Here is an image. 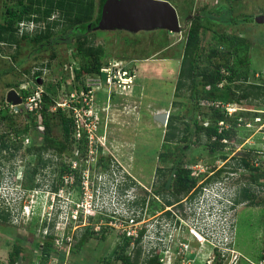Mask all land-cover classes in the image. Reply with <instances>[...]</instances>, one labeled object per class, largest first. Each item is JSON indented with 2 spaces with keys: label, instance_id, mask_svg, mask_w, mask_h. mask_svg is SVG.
I'll return each instance as SVG.
<instances>
[{
  "label": "rangeland",
  "instance_id": "1",
  "mask_svg": "<svg viewBox=\"0 0 264 264\" xmlns=\"http://www.w3.org/2000/svg\"><path fill=\"white\" fill-rule=\"evenodd\" d=\"M165 1L177 12L181 27L179 33L161 29L133 33L118 28L95 29L87 33L86 46L101 49V66L122 61L135 74L134 84L125 90L113 86L108 88L103 83V88H96L95 94L90 96L87 106L82 102V80L75 74L82 60L76 52L75 39L69 35L70 30L57 27L54 30L55 41L42 46L21 37L22 33L33 36L42 24L30 26L28 32L19 27L18 45L0 44V135H5V141L10 145L9 151L0 153V215L7 214L6 221L0 218V264H8V256L17 238L22 239L18 245L24 250L25 257L19 258L15 264H29L38 257L42 258L37 247L42 248L48 237L44 239L45 225L42 224L40 208L45 213L49 212L53 202L48 196H53L52 193L58 190L64 199L63 210L65 204L74 206L73 203L79 208L96 209L105 214L130 215L133 210H142L145 222H149L152 217L148 219L146 215L163 213V199L172 198L168 192H155L163 182L162 176L155 173L156 169L169 167L176 160L191 170L197 183H206L205 179L213 177L205 188L217 185V188L224 187L236 196L247 188L255 196L237 211L235 247L243 257L239 264H247L245 260L257 263L264 251V180L251 183L250 171L243 169L240 161L247 159L264 172V115L260 116V123L251 120L253 112L257 116L264 113V108L242 102L238 108L252 112L251 116L248 115L251 127L246 128L244 124L236 126L231 138L223 141L225 147L211 150L204 135L197 139L193 133L194 120L203 125L211 124L213 111L210 104L199 101L198 108L194 110L188 92L176 97L174 89L188 23L195 16L201 18L205 27L201 32L203 53H208L211 48L226 50L224 46H218L222 35L243 38L249 46L248 82L264 85V0ZM94 2L96 12L99 0ZM7 8L18 12L21 7L17 0H0V26L6 20ZM258 17L263 21L259 19L258 22ZM238 62L236 58L231 59V65L237 71ZM89 84L94 85L95 82L90 81ZM10 90H14L21 100L17 108L6 101ZM43 98H48V101ZM38 99L41 102L35 109ZM43 107L48 110L47 118L61 109L66 116L76 120L72 157L63 155L61 159L62 163H70L74 169L72 175L60 177L61 161L53 150L43 153L45 166L37 164L36 149L42 141L43 117L40 112ZM84 110L86 115H82ZM77 112L81 118L75 117ZM157 113L176 117L178 134L185 136L186 140L168 143L163 149L166 129L153 119ZM186 124L190 126L188 132L184 131ZM77 132L79 140L75 139ZM83 137L88 142V149L82 154L77 146ZM51 138L57 142L64 141L57 119L51 121ZM16 146H20L17 151L14 149ZM161 153L167 162H163L164 157H159ZM224 167L225 171L216 175L217 170ZM186 198L190 199L184 196L181 201ZM67 199L70 202H66ZM173 206L170 207L172 211H179V203ZM202 217L204 219L205 214ZM160 220H165V217ZM79 221V224L85 222L83 216ZM108 221L109 218L102 213L89 218L85 222L89 225L76 229L72 243L53 251L44 259V264H117L113 260L117 254L116 247L123 238L112 227L90 230L85 244L81 248L76 247L87 229ZM183 230L179 227L173 230V238L180 241V237H187ZM101 235L105 240L99 238ZM189 241L194 242L190 244L191 248L197 247L193 239ZM175 246V243L171 244L170 249ZM200 251V256L206 257L211 250L204 246ZM128 253H132L131 247ZM61 254L63 263L58 258ZM197 259L202 260L199 256Z\"/></svg>",
  "mask_w": 264,
  "mask_h": 264
},
{
  "label": "trees",
  "instance_id": "2",
  "mask_svg": "<svg viewBox=\"0 0 264 264\" xmlns=\"http://www.w3.org/2000/svg\"><path fill=\"white\" fill-rule=\"evenodd\" d=\"M106 1L99 0L95 12L94 0H17L18 5L21 7L18 12L11 8H7L6 10V20L0 26V44H7L9 46L18 45L20 40L18 31L19 24L21 23H32L39 26L42 24L40 30L35 32L31 37H28L26 33L21 34L23 39H29V41L42 46L48 45L51 43V40L55 41L54 30L59 26L64 27L63 30H70V37L75 39L76 52L82 60L80 67L75 71L76 78L82 80L85 76L98 74L103 67L100 63L102 58L101 49L86 46L88 43L87 33L95 29L97 30ZM188 25L174 96L180 97L184 92H188V96L194 104V110L198 108L199 101L203 100L210 104V108L213 111L210 115L211 124L203 125L194 120L193 133L197 139L201 135H204L209 141L211 150L222 149L225 147L223 141L231 138L233 129L236 126L246 124L249 121L248 115L251 116L252 112H250L251 110L240 111L233 117H229L222 113L220 109L214 107V105L216 102H220L223 105H241L242 102H245L249 105L254 104L264 108V85L248 82L250 59L247 54L249 46L243 38L222 35V37H219L218 46H224L226 50L211 48L208 53L204 54L201 49V32L205 27L201 22V18L195 16L189 21ZM233 58L239 61L238 71L234 70L231 65V59ZM126 69L131 70L130 67H126ZM82 83L84 84L83 80ZM220 84L223 85L219 86ZM43 100L47 102L48 98H43ZM47 111L46 107H43L40 112L43 117L42 141L36 150L38 157L37 164L41 166L46 165V161L43 160L42 155L49 150H53L54 155L60 161L63 155L72 157L71 153L73 152V144L75 142L73 138L76 131L74 118L66 116L61 109H58L51 114L50 118H47ZM256 114V112H253L251 120L257 116H263L260 113L257 116ZM55 119L60 122L63 142H57L51 138V121ZM176 119L172 115L168 117L165 126L166 131L163 136V149L168 143L175 144L186 140L185 136L180 137L178 134ZM220 122H222V126L219 125ZM189 128L190 126L186 124L184 131L188 132ZM24 131H27V128ZM19 147H14L15 151ZM87 149L88 142L83 137L77 146V150L83 154ZM9 150L10 145L5 141V135H0V153ZM9 155L12 156L13 154L9 152ZM159 157H164L163 162H167L168 160L162 153L159 154ZM240 163L243 169L250 171L251 183L264 180V172H261L258 166H254L247 159H242ZM225 168L217 170L216 175L224 172ZM155 173H159L163 179V182L160 183L155 192L157 194L168 192L169 196L172 197L163 199L162 208L179 203L184 196H188L189 200H193L201 192L200 187L203 185V188H205L207 183H210L214 179L213 177L207 178L205 179L206 183L203 181V184L197 186V178L192 175L189 168L182 166L179 160L171 163L169 167L157 168ZM169 173H172L171 177H169ZM72 174H74V169L71 168L70 163L66 164L61 161L59 169L60 177ZM254 198L255 196L247 188H244L241 194L237 196L236 203L251 202ZM172 200H177V202L173 203ZM142 202L144 203V201ZM169 214L167 212V215ZM0 218L6 221L7 214L3 213L0 215ZM42 224L43 226L45 225L44 222ZM90 230L91 227L81 237L76 246L77 248H81L85 244L90 236ZM99 238L105 240L103 235ZM21 240L17 238V242L13 245V249L8 256V264H15L19 258L25 257L24 250L18 245V243H21ZM52 245V236H49L48 242H44L42 248L39 245L38 247L36 246L41 251L43 264L44 259L52 255L53 251L55 252ZM129 245L130 240L123 238L122 243L116 247L117 254L113 261H116L117 264H139L140 251L135 250V257L131 260L127 254ZM58 258L63 263V254L58 255ZM158 260V256H153L143 261L142 264H159ZM107 262L110 263L111 259Z\"/></svg>",
  "mask_w": 264,
  "mask_h": 264
},
{
  "label": "built area",
  "instance_id": "3",
  "mask_svg": "<svg viewBox=\"0 0 264 264\" xmlns=\"http://www.w3.org/2000/svg\"><path fill=\"white\" fill-rule=\"evenodd\" d=\"M126 67L122 61H113L102 67L98 74H92L82 78L84 82V88L81 91L83 105L87 106L89 104L90 96L95 94L96 88H103V83L108 88L113 86L118 90L130 88L134 84L135 74L132 70H127ZM90 81H94L95 84L90 85ZM219 86H222V84ZM35 105V109H37L39 107L38 103L36 102ZM215 106L229 117H233L240 111H249L243 107L238 108V106H241L239 104L223 105L220 102H216ZM260 114L264 115L263 112ZM77 115L75 117L81 118L79 113ZM82 115H86L85 110L82 112ZM254 119L258 123L261 122L260 116ZM219 125L222 126V122ZM244 126L246 128L251 127L249 121ZM75 138L77 140L80 139L78 132ZM216 186H213V188H203L193 200L186 198L188 201H180L179 204L182 206L179 211H172L170 208L174 207L172 205L164 207V214L161 213L157 216L146 215L148 219L152 217L147 223L145 222V213L142 210L138 212H136L137 210H133L130 212V215H119L114 212L105 214L103 211H97L96 209L86 210L81 207L79 208V205L75 203H73L74 206L65 204V209L63 210L62 203L64 199L61 196V190H58L57 193L51 196V199L54 203L55 197L59 196L62 198L60 202L62 211L60 216L61 221L57 223L55 230L52 232L45 228L44 239L52 236V241L54 242L53 248L56 247L54 250L62 249L65 244L70 245L72 243L73 234L77 228L88 224L85 222L89 221V218L95 217L98 213H102L104 217L109 218L108 223L104 222L102 224L100 222L99 226L94 228L92 226L91 230L100 231L102 227H112L120 233L119 235L122 238L130 240L129 247H131L132 253L127 254L131 260L135 257V250L140 251L139 264H142L143 261L153 256H158L159 264H239L243 257L235 247V226L237 211L245 203H235L232 196L221 197L216 190ZM222 190L225 191L224 187H222ZM84 195H86L85 192ZM66 202H70V200L67 199ZM197 204L199 208H197ZM54 205L52 204L49 207V212H47L49 219L52 215L50 211L54 208ZM167 212L170 214L167 215ZM204 214L205 217L203 219L202 215ZM82 216L85 222L79 224V217ZM161 217H165V220H160ZM189 223L191 226H189ZM59 227H61V230L58 229ZM177 227L180 230L183 228V232H187V237H180V241L172 236L173 230ZM191 239L196 242L197 247L191 248L190 244L194 243L189 241ZM173 243L176 246L171 250L170 246ZM204 246H207L209 251L211 250L206 257L205 255L200 256L202 254L200 248H204ZM191 250H195V252H191ZM198 256L202 260L197 259ZM39 258L41 257H38L29 264H43V261ZM245 261L247 264H264V251L261 253L257 263L250 260Z\"/></svg>",
  "mask_w": 264,
  "mask_h": 264
},
{
  "label": "water",
  "instance_id": "4",
  "mask_svg": "<svg viewBox=\"0 0 264 264\" xmlns=\"http://www.w3.org/2000/svg\"><path fill=\"white\" fill-rule=\"evenodd\" d=\"M263 21L262 17H258ZM123 29L128 32L161 29L170 33L181 32L176 10L165 0H107L103 6L97 29ZM6 101L17 108L21 100L14 90L7 93ZM167 113H157L153 119L166 126Z\"/></svg>",
  "mask_w": 264,
  "mask_h": 264
},
{
  "label": "clouds",
  "instance_id": "5",
  "mask_svg": "<svg viewBox=\"0 0 264 264\" xmlns=\"http://www.w3.org/2000/svg\"><path fill=\"white\" fill-rule=\"evenodd\" d=\"M30 26L34 27V25L32 23H27V24L21 23V25L19 24L20 30L25 29L26 32H28L27 29H29ZM127 67H129V66H127ZM39 102H41L40 99L37 100V103H39ZM216 190H217V192L219 193V195L221 197H224V196L231 197L232 196V198H234V201L236 203V198H237L238 195L236 196V195H234V193L232 194L231 192H228L227 189H225V191H223L222 187H219ZM238 191H237V193H238ZM54 193H57V192H54ZM54 193H52V194H54ZM48 197H49V199H51V195H49ZM61 201H62L61 197H59V196L55 197L54 203H53V205L54 204L55 205H54V208H52V210H51L52 211L51 212L52 215H51L50 219L48 218L47 213H45L43 211V208H40V214H42V217H43L42 223L44 222L45 223V228L49 229L51 232L55 230V227H56L57 223L61 221L60 220V216L62 214V211H61V208H60V202ZM241 203H245V202H241ZM237 204H240V203H237ZM58 229L61 230V227H59Z\"/></svg>",
  "mask_w": 264,
  "mask_h": 264
},
{
  "label": "flooded vegetation",
  "instance_id": "6",
  "mask_svg": "<svg viewBox=\"0 0 264 264\" xmlns=\"http://www.w3.org/2000/svg\"><path fill=\"white\" fill-rule=\"evenodd\" d=\"M201 184H203V183H202V182H199V183L197 184V186H198V185H201ZM203 187H204L203 185H202V187H200V191L203 189ZM238 192H239V191H238ZM240 194H241V193H240ZM240 194H239V195H240ZM154 197H155V196H154ZM155 198H156V197H155Z\"/></svg>",
  "mask_w": 264,
  "mask_h": 264
}]
</instances>
